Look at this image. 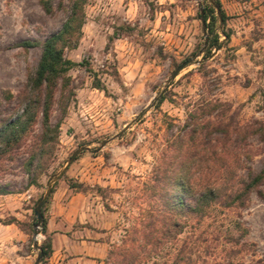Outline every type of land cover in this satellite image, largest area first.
Masks as SVG:
<instances>
[{
    "label": "rangeland",
    "instance_id": "obj_1",
    "mask_svg": "<svg viewBox=\"0 0 264 264\" xmlns=\"http://www.w3.org/2000/svg\"><path fill=\"white\" fill-rule=\"evenodd\" d=\"M213 1L88 0L82 39L77 48L66 51V56L76 62L86 61L105 90L93 86L94 73L84 65L68 72L76 95L82 88L97 91H88L82 101L76 96L71 101L58 141L45 157L44 170L35 176V183L30 184L24 165L38 148L43 132L41 113L22 147L13 152V159L0 161L1 182L14 191L10 200L0 197V219L15 216L26 228L35 222L38 199L72 152L80 146L91 150L99 147L152 103L121 137L95 153L81 152L68 168L79 172L99 161L100 170L110 175L105 177L112 181L109 186L93 188L118 215L106 264H117L131 238L139 240L133 247L137 264H264V185L252 190L243 202L229 205L223 199L205 208L206 215L186 213L179 233L173 228L159 242L141 241L150 224L159 225L161 203L143 183L163 151L169 157L174 154L166 149L167 144L178 135L190 101L200 95L215 97L227 102L242 124L264 122V0H220L228 18L223 25L218 20L212 32L206 26L210 19L203 22L201 11L204 14ZM69 11L68 0H53L50 12L44 10L41 0H0V125L21 114L28 104L32 92L29 79L42 53L40 46L26 49L19 43L44 41L63 27ZM117 27L125 30L118 31L106 48ZM216 35L222 46L205 56ZM194 56L192 63L166 83L176 62ZM166 90L176 102L165 100L155 109L157 101L153 98ZM59 97L56 92L52 125L62 117ZM251 141L254 155L247 165L257 173L264 168V141L257 137ZM238 173L245 177L248 170ZM18 203L21 208H15ZM15 209L21 214H15ZM40 231L41 246L48 235L42 226ZM24 232L29 235L27 241L17 243L16 249L23 256L30 255V264H35L40 251L33 245L34 227ZM6 234L1 232L2 237ZM9 253L12 261L13 253ZM11 261L9 264H26L23 259ZM40 264H50L49 259H42Z\"/></svg>",
    "mask_w": 264,
    "mask_h": 264
},
{
    "label": "trees",
    "instance_id": "obj_2",
    "mask_svg": "<svg viewBox=\"0 0 264 264\" xmlns=\"http://www.w3.org/2000/svg\"><path fill=\"white\" fill-rule=\"evenodd\" d=\"M68 2L70 11L58 32L50 34L44 41L29 39L19 43L26 49L40 46L42 53L35 72L29 79L32 92L28 97V104L22 109L21 114L0 125V161L12 160L13 152L22 147L41 113L43 132L38 138V148L29 155L24 165V170L31 177L30 184L35 183V176L43 172L45 157L50 156L51 150L57 143L62 120L76 96L75 88L71 85L72 78L68 72L77 66L84 65L88 72L94 73L85 63L86 61L76 62L66 56V51L77 48L82 39L83 26L86 22L85 5L88 0H68ZM41 5L45 11L50 12L53 0H41ZM217 8L220 9L225 23L228 17L220 0H214L201 15L205 23L210 19V23L206 26L212 32L215 30L216 22L220 20ZM121 30L125 28L114 29V35L109 37L106 48H109L110 42ZM225 35L229 38V34ZM221 46L222 43L216 35L205 56H208L212 49ZM183 62H176L175 68ZM94 76L93 86L105 90L96 73ZM56 92L60 95L62 117L52 125L51 112ZM165 100L176 102L173 94L166 90L155 103V109H159ZM231 108L227 102L203 95L187 104L186 118L181 127L179 126V133L167 144L166 149L169 148L174 154L169 157L166 151H163L153 173L143 183L150 195L158 196L161 201L158 220L160 223L158 226L154 223L149 227L146 225L149 231L142 235L141 241H145L144 243L161 241V238L173 228L178 229L177 233H179L181 218L186 216V213L206 215L205 208L223 199L229 205L243 202L252 190L264 185V168L254 173L252 167L247 165L254 155L251 139L257 137L264 141V122L255 120L242 124L231 113ZM216 116L217 119H215ZM92 152L97 151L92 150ZM242 169L248 170L247 176H239L238 172ZM63 177L68 180L71 187L81 191L88 190V187L82 183L68 179L65 173ZM56 184L57 182L54 186ZM13 192L9 184L1 182L0 177V195ZM44 207L42 232L45 234L47 219ZM0 222L16 224L26 232L32 231L35 224L31 222L27 228L23 227L21 221L15 216L6 220L0 219ZM129 242L131 243L129 248L120 252L117 264H137V255L133 252V247L136 244L139 245V240L131 238ZM41 250L44 253L43 259H48L52 253L49 236L41 245Z\"/></svg>",
    "mask_w": 264,
    "mask_h": 264
},
{
    "label": "crops",
    "instance_id": "obj_3",
    "mask_svg": "<svg viewBox=\"0 0 264 264\" xmlns=\"http://www.w3.org/2000/svg\"><path fill=\"white\" fill-rule=\"evenodd\" d=\"M92 89H78L76 99L82 101L85 93L90 91L94 94L97 91L94 87ZM85 103L91 108L90 102ZM98 162L93 161L89 168L79 172L71 168L67 171L66 177L82 183L88 187L87 191L71 187L65 177L53 188L45 209L46 234L52 244V253L48 258L50 264H106L116 234L118 215L116 210L106 207L103 196L94 190L97 187L103 189L112 182L105 179L110 175L105 173V169L100 170ZM11 195L0 197L10 200ZM15 208H21V205L18 203ZM14 213L21 214L19 209H15ZM2 231L7 232L4 237ZM28 236L15 224H0V264H9V252L13 253L12 263L23 259L30 264V255L23 256L16 249L17 243L27 241ZM5 248L9 252L4 251Z\"/></svg>",
    "mask_w": 264,
    "mask_h": 264
},
{
    "label": "water",
    "instance_id": "obj_4",
    "mask_svg": "<svg viewBox=\"0 0 264 264\" xmlns=\"http://www.w3.org/2000/svg\"><path fill=\"white\" fill-rule=\"evenodd\" d=\"M202 15H203V11H201ZM217 15L220 19V23L221 25H223L224 23V20H223V17H222V14H221V11L220 9L217 8ZM196 58V56L194 57H191L189 58L188 60L184 61L183 63H181V65H179L170 75V77L167 79L166 83H170L172 80H174L176 78V76L180 73V71L186 67L188 64L192 63L193 60ZM160 96H156L153 98V101H157L159 99ZM152 103H150V105H148V107L142 109L138 114L137 116L132 120L130 121L129 123H127L116 135H114L111 139H107V140H104L100 143V146L97 147V148H94L92 150L94 151H97L99 150V148H102L104 147L108 142H110L111 140L113 139H116V138H119L121 137L130 127L131 125L133 124V122L137 119L138 116L140 115H143L146 110L151 106ZM91 150L90 147L88 146H80L78 147L77 149H75L72 154L70 155V157L68 158L67 160V163L65 164V166L57 173L55 174L51 180L48 182L47 184V188H46V191L45 193L38 199L37 203H36V206L34 208V214L36 216V219H35V224H34V242H33V245L36 249H38L40 252L36 258V261H35V264H40L42 259H43V256H44V253L43 251L41 250V246L38 242V236L40 235L41 231H40V227L42 226V224L44 223V214H43V207L45 205V203L47 202L50 194L52 193V188L55 184L56 181H58L64 174V172L67 171V169L69 168V166L71 165V163H73L76 159V157L83 151H89ZM91 150V151H92Z\"/></svg>",
    "mask_w": 264,
    "mask_h": 264
},
{
    "label": "bare ground",
    "instance_id": "obj_5",
    "mask_svg": "<svg viewBox=\"0 0 264 264\" xmlns=\"http://www.w3.org/2000/svg\"><path fill=\"white\" fill-rule=\"evenodd\" d=\"M38 237H40V235Z\"/></svg>",
    "mask_w": 264,
    "mask_h": 264
}]
</instances>
